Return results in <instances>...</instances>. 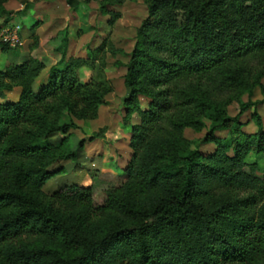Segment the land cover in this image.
I'll return each instance as SVG.
<instances>
[{
    "label": "trees",
    "instance_id": "16d2710c",
    "mask_svg": "<svg viewBox=\"0 0 264 264\" xmlns=\"http://www.w3.org/2000/svg\"><path fill=\"white\" fill-rule=\"evenodd\" d=\"M122 1L96 0L108 23L119 14L108 6ZM142 1L146 15L128 58L115 61L124 66L122 121L130 132L118 171L87 167V183L42 188L63 170L52 163L78 154L65 136L48 137L96 117L112 89L104 40L86 45L88 55H67L64 28L60 55L36 87L40 58L0 67V93L19 87L15 99L0 100V264H264V164L245 157L264 153L255 108L264 98H249L255 86L264 95V0ZM82 66L90 70L85 80ZM232 98L235 114L226 106ZM250 106L251 132L239 119ZM204 126L191 146L184 129ZM217 129L227 134L216 137ZM209 141L213 148L203 151L199 144Z\"/></svg>",
    "mask_w": 264,
    "mask_h": 264
},
{
    "label": "rangeland",
    "instance_id": "374dc122",
    "mask_svg": "<svg viewBox=\"0 0 264 264\" xmlns=\"http://www.w3.org/2000/svg\"><path fill=\"white\" fill-rule=\"evenodd\" d=\"M4 5L9 9L5 14L7 19L5 23H17L19 25L18 29L20 32L18 31V33L21 42L12 46L9 45V49L6 51L0 49V67L5 65L4 61L7 59L9 60H7L8 62H19L29 54L40 58L45 66L42 72L35 77L33 81L34 87L44 79V71L47 67L58 59L60 50L56 46L60 42L64 28L67 32V45L65 48L67 55H88L89 52L86 45L92 48L104 40L105 49L101 55H104V71L112 84V89L105 93L104 99L106 102L101 104L99 115L95 118H87V120L76 119L77 127H71L64 133L54 132L48 138L56 140L61 136H65L67 139L66 145L71 149H77L78 154L80 148L92 150L93 147L99 145L98 147H102L103 153L102 155L95 154V162H100L113 170H118L119 158L111 157L110 153L107 152L106 138L99 136L90 141L86 136L99 125L107 124L111 119H114L111 113L118 111L116 117L122 121L125 112L122 103L124 66L115 61L125 62L128 58V52L134 40L135 27L146 15L144 2L142 0H123L122 2L109 5V8L119 13L112 23L107 22L109 17L107 13L99 12L96 0H89L87 3L79 2L74 6H69L66 0H6ZM79 74L80 78L85 80L88 78L90 70L82 66L79 69ZM12 95H14L12 92H1L0 100L8 99V96ZM239 98L244 101L248 98V95L243 92ZM249 98L261 99L264 98V95L255 86ZM138 102L141 107H145L147 98L139 96ZM226 106L229 114L237 113L238 105L235 99H230ZM255 108L259 112L264 126V101L258 102ZM252 109L253 106H250L239 115L242 129L249 132L255 130V124L250 116ZM127 117L129 119L128 122L137 120L135 111H130ZM126 124L129 125V123ZM205 129L206 126L199 130L189 127L184 129V135L191 141L193 140L191 146H194L195 139L200 137ZM226 134V129L214 130L216 137H223ZM81 137L84 140L81 147L78 148L77 143ZM213 146L214 144L211 141L199 144L203 151H209ZM78 154L75 159H60L50 165L51 169L61 165L63 170L52 174L46 179L42 185L44 191L50 192L61 183H70L71 181L83 183L87 174V167L85 168L84 165L88 163V155L84 152L85 157L80 158ZM245 157L250 161L256 160L260 165L264 164V153L254 154L253 152H248ZM79 160L83 163L82 167H79Z\"/></svg>",
    "mask_w": 264,
    "mask_h": 264
},
{
    "label": "crops",
    "instance_id": "0c3cea01",
    "mask_svg": "<svg viewBox=\"0 0 264 264\" xmlns=\"http://www.w3.org/2000/svg\"><path fill=\"white\" fill-rule=\"evenodd\" d=\"M0 18H2V17L0 16ZM7 60H5L4 62L9 61V60L8 61ZM10 63H12V62H10ZM14 63H17V62H14ZM18 90H19V87L17 85L13 86V88L11 90H9L8 93L12 92V94L14 93V95H12L10 97L8 96V99H15L17 97ZM100 110H101V105L98 108L97 115H99ZM117 112L118 111H116V113ZM116 113H111V114H113L114 119H111L107 123V128L104 132V137L107 140L106 150H107V152L110 153L111 157L119 158V166L118 167L120 169L121 166L125 163V161L128 157L129 151H130L129 146L127 144L128 136H129L130 132H129V125L126 123H123L121 120H119L116 117ZM110 115H108V116H110ZM84 120H87V118H85ZM105 138H102V139H105ZM90 141H92V140H90ZM98 146L93 147L92 150H84V149L80 148L79 154H78L80 158L84 156V152L88 155V163L86 165H84V167L85 168L86 167H97V168L104 169V170L118 171L119 169L113 170L112 168H110L109 166H107L105 164H102L100 162H97V163L95 162V160H94L95 154L102 155V153H103L102 147H98ZM79 162H80V160H79ZM98 163H100V164H98ZM82 164L83 163L80 162L79 167H82ZM85 168H84V170H85ZM88 180H89V178H88V175L86 174V179L83 181V184L87 183ZM71 182H75V181H71Z\"/></svg>",
    "mask_w": 264,
    "mask_h": 264
},
{
    "label": "built area",
    "instance_id": "2783aa9c",
    "mask_svg": "<svg viewBox=\"0 0 264 264\" xmlns=\"http://www.w3.org/2000/svg\"><path fill=\"white\" fill-rule=\"evenodd\" d=\"M19 25L17 23L4 24L0 27V42L7 45H15L20 43Z\"/></svg>",
    "mask_w": 264,
    "mask_h": 264
}]
</instances>
